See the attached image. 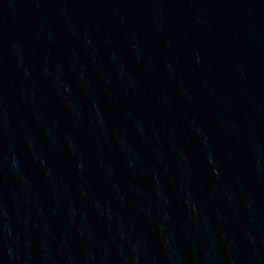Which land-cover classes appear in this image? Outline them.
Listing matches in <instances>:
<instances>
[{
    "label": "water",
    "instance_id": "95a60500",
    "mask_svg": "<svg viewBox=\"0 0 264 264\" xmlns=\"http://www.w3.org/2000/svg\"><path fill=\"white\" fill-rule=\"evenodd\" d=\"M0 264H264V0H0Z\"/></svg>",
    "mask_w": 264,
    "mask_h": 264
}]
</instances>
